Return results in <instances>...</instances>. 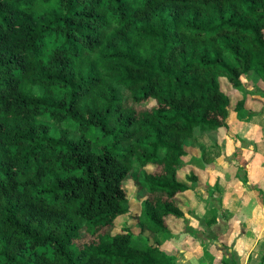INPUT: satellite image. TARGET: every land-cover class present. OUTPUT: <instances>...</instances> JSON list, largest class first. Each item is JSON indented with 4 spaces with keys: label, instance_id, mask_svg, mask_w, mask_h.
Masks as SVG:
<instances>
[{
    "label": "trees",
    "instance_id": "obj_1",
    "mask_svg": "<svg viewBox=\"0 0 264 264\" xmlns=\"http://www.w3.org/2000/svg\"><path fill=\"white\" fill-rule=\"evenodd\" d=\"M251 73L264 0H0V264H178L186 145Z\"/></svg>",
    "mask_w": 264,
    "mask_h": 264
},
{
    "label": "rangeland",
    "instance_id": "obj_2",
    "mask_svg": "<svg viewBox=\"0 0 264 264\" xmlns=\"http://www.w3.org/2000/svg\"><path fill=\"white\" fill-rule=\"evenodd\" d=\"M251 74L243 77L246 90L222 79L231 90L228 127L186 145L178 177L191 185L181 195L186 216L197 211L195 232L185 228V216L156 236L161 246L184 247L193 264H264V81ZM192 174L198 181L188 179ZM126 187L133 196V182ZM130 221L128 213L118 217L115 229L139 233Z\"/></svg>",
    "mask_w": 264,
    "mask_h": 264
},
{
    "label": "crops",
    "instance_id": "obj_3",
    "mask_svg": "<svg viewBox=\"0 0 264 264\" xmlns=\"http://www.w3.org/2000/svg\"><path fill=\"white\" fill-rule=\"evenodd\" d=\"M196 212H197L196 210L192 211V215H190V216H189V214H188L187 216H186V214H185V216L189 219V220L187 221V223H188L189 225L186 223L185 228L188 229V230H191V232H195V229H196V222H194V221H195V218H196V216H197ZM186 213H187V211H186ZM195 214H196V215H195ZM159 241L162 243V240H159ZM163 241H164V240H163ZM163 243H164V242H163ZM173 245H174V247H175L177 250H176L175 248H172L170 242L167 243L166 245L162 246V247H163V249L166 250L168 253L173 254V255L176 257V261H177L178 264H193V263L190 261V259L187 258L188 255L185 254L186 252H183V251H184V247L181 248V247L175 246V244H173Z\"/></svg>",
    "mask_w": 264,
    "mask_h": 264
}]
</instances>
